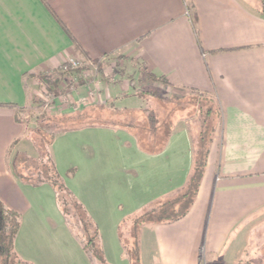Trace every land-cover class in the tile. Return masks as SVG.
Wrapping results in <instances>:
<instances>
[{"label":"crops","instance_id":"1","mask_svg":"<svg viewBox=\"0 0 264 264\" xmlns=\"http://www.w3.org/2000/svg\"><path fill=\"white\" fill-rule=\"evenodd\" d=\"M70 59L87 63L77 100L142 106L125 105L142 99L131 95L141 76L217 100L221 116L197 194L180 218L141 226L140 264L144 253L148 264H199L220 255L238 263L237 248L264 225V0H0V201L20 214L14 250L32 264L93 263L53 188L18 179L7 154L16 140L15 150L36 155L27 126L16 118L29 100L25 78L58 71ZM190 130L186 117H177L156 152L120 126L53 138L55 167L96 224L107 262L127 257L119 232L129 216L187 184L194 162ZM117 132L124 142H114ZM132 156L143 159L144 182L134 188L124 180ZM114 231L115 241L105 239L103 232L112 238Z\"/></svg>","mask_w":264,"mask_h":264},{"label":"trees","instance_id":"2","mask_svg":"<svg viewBox=\"0 0 264 264\" xmlns=\"http://www.w3.org/2000/svg\"><path fill=\"white\" fill-rule=\"evenodd\" d=\"M191 21L193 23V18H191ZM74 49L82 53L77 44L74 45ZM83 55L85 54L83 53ZM93 61L97 62V59ZM145 74L151 80L168 83L162 76H156L151 73ZM59 82L60 78L54 79L51 82L52 84H49L50 89L53 90ZM183 89L189 93V95L186 96L187 98L178 96L175 97L174 100L178 104L181 103V100L185 101L193 108L191 111L193 113L189 112L190 115L186 116L187 120L193 117H200L201 119V129L194 142L195 161L193 168L187 184L182 190L171 196H165L154 200L125 220L129 221L131 224L129 231L130 243L123 239V225H121L119 236L123 244V249L130 259L131 264H140L139 232L143 224L158 221H173L180 218L188 210L200 183L201 176L203 175L208 152V143L211 139V131L215 130L220 120V108L217 100L212 95L208 94V92H201L193 87ZM142 90V88L134 87L131 95H136L145 100L146 96L143 94ZM150 93L151 96L155 94L153 92ZM167 100L173 101V99ZM173 107L172 110H168L164 113L162 117H158L152 114V112H149L145 117L137 121L134 113L138 110H143L142 106L117 107L113 100H107L102 103L91 102L81 106V108L73 109L72 111H60L58 116L53 115L59 118L55 120L57 124L55 125V131L49 133L48 136L45 135L44 130H42L39 125L28 127L27 134L30 136L31 142L35 148V156H30L27 153L15 150L14 146L16 140L13 141L7 149V154L11 156L10 164L12 171L18 179L34 185L46 182L53 188L57 205L65 217L71 231L81 241L83 249L96 264H109L104 257L99 241L98 228L88 215L82 203L76 199L71 190L67 187L63 177L57 171L51 155L50 144L55 135L59 132L89 126H120L129 128L144 150L156 152L162 149L169 137L173 126V120L176 119L173 116L181 106L177 108L175 106ZM105 108L109 111L116 112V114L122 113L127 119L122 121L115 118L121 121L117 123L111 119V116L107 117L98 113L104 111ZM110 114L112 113L110 112ZM47 116L49 117V115ZM16 118L20 121L18 114ZM159 130H162V132L158 133ZM31 132H34L36 136H31L33 135ZM19 225L20 214L7 208L0 201V264H32L27 260L21 259L14 250V238L19 229Z\"/></svg>","mask_w":264,"mask_h":264},{"label":"rangeland","instance_id":"3","mask_svg":"<svg viewBox=\"0 0 264 264\" xmlns=\"http://www.w3.org/2000/svg\"><path fill=\"white\" fill-rule=\"evenodd\" d=\"M117 60V65H118ZM87 63L78 64L75 67H69L67 65L66 67H61L58 71H51L49 73H42V72H35L32 74H29L25 78V90L27 92V96L29 95V100L27 104L18 110L17 114L20 118V121L23 122L27 128L33 127L36 125H39L42 130H44L45 135L48 136L49 133L54 132L55 130V120L59 117L53 116L57 115L61 111V109H65V111H72L73 109L81 108V106L91 103L86 101L87 99L81 98V100L75 99L73 96L77 95L76 93V85L79 84L81 80H83V77L85 75H81V69L85 68V65ZM96 70V69H93ZM56 78H60V82L58 85L51 90L49 87V84ZM87 80V79H84ZM144 77H139L137 80H135V87L142 88L143 94H145L146 98L145 100L140 99V101L133 100H127L125 102V105H136L134 103H143L142 109L144 110H138L136 113H134V116H136V120H140L141 118L145 117L146 114L149 112H152V114L157 115L158 117H162L164 113H166L168 110H172L174 108L173 106L180 107L173 116L174 118L177 117H183L190 115L189 112L192 111V107H190L185 101H180L181 103H176L174 100L175 97L182 96L186 97L189 95L188 91H185L181 88H175L168 87L166 85H158V84H152L147 83L148 81L143 82ZM49 83H48V82ZM83 82V81H82ZM52 84V83H51ZM155 93L153 96H151V93ZM152 93V94H153ZM90 95H94L92 93H89ZM187 98V97H186ZM185 98V99H186ZM166 99V100H164ZM167 99H173L167 100ZM77 100V101H76ZM144 101V102H143ZM170 101V102H169ZM124 105V104H123ZM138 105V104H137ZM188 106V107H185ZM186 108V109H185ZM110 112L112 114H110ZM100 114H103V116L110 117L115 122H121L119 120H126L124 114H116V112L109 111L107 108H105L104 111L98 112ZM193 113V112H191ZM49 115V117L47 116ZM193 115V114H192ZM193 117V116H192ZM119 120H116V119ZM189 126L191 128L190 133L193 137V139H196L198 137L199 131L201 129V119L200 117H193L192 119L188 120ZM147 125V124H146ZM145 125V127H146ZM194 125V128L193 126ZM149 126V125H147ZM196 129V130H195ZM89 130V129H86ZM163 130V129H162ZM162 130H159L158 133H161ZM33 137L36 135L34 132H31ZM216 130L211 131V139L208 143V152L206 156V163L204 165V170L206 168L207 162L211 155V149L214 144V137H215ZM116 137L114 139V142L116 144L120 142H124L125 138L123 137L121 132L116 133ZM27 138L31 141L30 136L26 134ZM18 149L22 150L23 146L18 145ZM194 149V144H193ZM217 150V149H216ZM32 151V150H31ZM30 152V151H29ZM135 156H132L130 160H132V165L130 171H127L126 175L124 176V180L127 184H130L131 187H136L144 182V178L142 175V158H134ZM195 161V158H194ZM194 164V162H193ZM64 178V173L60 174ZM202 177V176H201ZM201 180V179H200ZM200 184V183H199ZM199 188V185H198ZM198 188L193 196H196ZM178 193V191L174 192L173 194ZM168 195V194H167ZM165 196V195H164ZM192 203V202H191ZM140 210V209H138ZM123 215V216H122ZM120 217L123 219H126L128 215L122 214ZM171 221H161V223H166ZM104 226V225H103ZM130 222L125 221L123 224V239L125 241H130L129 231H130ZM105 239L114 240L115 241V231L112 232V238H109V234L107 232H103ZM247 246L238 247L237 250L240 252V257L238 263L234 261L233 263H225L223 261L224 255H220L218 259H214L213 262L210 260H205L206 257H202V259L199 261V264H264V225L263 227H260V229L255 230L254 233L250 236L249 241L246 243ZM230 250V249H229ZM235 250V251H237ZM144 263L148 264L147 260H151V256L147 257V254L144 253ZM147 257V258H146ZM93 263L96 264L95 261L92 259ZM107 261V260H106ZM210 261V263H209ZM215 261V262H214ZM109 263V262H108ZM109 264H131L130 259L128 256L125 259L120 258L119 256L115 255V258H113V261Z\"/></svg>","mask_w":264,"mask_h":264},{"label":"built area","instance_id":"4","mask_svg":"<svg viewBox=\"0 0 264 264\" xmlns=\"http://www.w3.org/2000/svg\"><path fill=\"white\" fill-rule=\"evenodd\" d=\"M186 13L189 14L188 8H186ZM80 65L82 64L81 61H79L78 59H70L67 61V63L65 65H63L62 67H66L67 65H69V67H75L76 65ZM82 75V74H81Z\"/></svg>","mask_w":264,"mask_h":264}]
</instances>
